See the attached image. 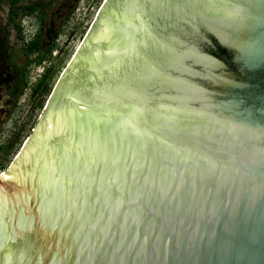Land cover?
<instances>
[{
  "label": "water",
  "instance_id": "obj_1",
  "mask_svg": "<svg viewBox=\"0 0 264 264\" xmlns=\"http://www.w3.org/2000/svg\"><path fill=\"white\" fill-rule=\"evenodd\" d=\"M0 264H264V0H104L0 173Z\"/></svg>",
  "mask_w": 264,
  "mask_h": 264
},
{
  "label": "rangeland",
  "instance_id": "obj_2",
  "mask_svg": "<svg viewBox=\"0 0 264 264\" xmlns=\"http://www.w3.org/2000/svg\"><path fill=\"white\" fill-rule=\"evenodd\" d=\"M103 1L0 0V163L4 167L27 138ZM54 33L49 52L22 55L21 46L36 34L45 48Z\"/></svg>",
  "mask_w": 264,
  "mask_h": 264
},
{
  "label": "trees",
  "instance_id": "obj_3",
  "mask_svg": "<svg viewBox=\"0 0 264 264\" xmlns=\"http://www.w3.org/2000/svg\"><path fill=\"white\" fill-rule=\"evenodd\" d=\"M56 36V33H54L51 37V40H50V44L44 48L43 45H41V42L39 40V35L36 34L31 40L25 42V44H23L21 46V53L23 56H28V55H32L34 53H39L40 51H44L43 52H49L50 51V48L52 47L51 44H52V40L55 38ZM6 167H4L2 165V163H0V172H2Z\"/></svg>",
  "mask_w": 264,
  "mask_h": 264
}]
</instances>
